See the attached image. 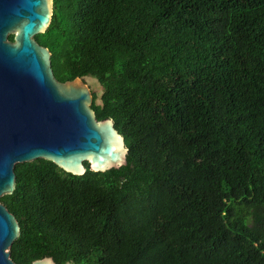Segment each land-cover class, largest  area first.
Segmentation results:
<instances>
[{
  "label": "trees",
  "instance_id": "16d2710c",
  "mask_svg": "<svg viewBox=\"0 0 264 264\" xmlns=\"http://www.w3.org/2000/svg\"><path fill=\"white\" fill-rule=\"evenodd\" d=\"M35 39L128 154L16 163V264H264V0H53Z\"/></svg>",
  "mask_w": 264,
  "mask_h": 264
},
{
  "label": "water",
  "instance_id": "95a60500",
  "mask_svg": "<svg viewBox=\"0 0 264 264\" xmlns=\"http://www.w3.org/2000/svg\"><path fill=\"white\" fill-rule=\"evenodd\" d=\"M53 0H0V198L15 189V164L50 160L85 174L127 164L128 148L112 118L97 120L82 78L59 81L51 51L35 36L46 31ZM14 40H9V35ZM20 224L0 201V264H16L9 248ZM31 264H57L51 256Z\"/></svg>",
  "mask_w": 264,
  "mask_h": 264
},
{
  "label": "rangeland",
  "instance_id": "374dc122",
  "mask_svg": "<svg viewBox=\"0 0 264 264\" xmlns=\"http://www.w3.org/2000/svg\"><path fill=\"white\" fill-rule=\"evenodd\" d=\"M85 82L88 84V86L90 87L91 91L96 92L98 96L101 94L102 89H101L98 81L95 78L86 77L85 78ZM97 103H100L99 97L97 98Z\"/></svg>",
  "mask_w": 264,
  "mask_h": 264
}]
</instances>
